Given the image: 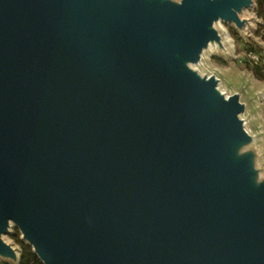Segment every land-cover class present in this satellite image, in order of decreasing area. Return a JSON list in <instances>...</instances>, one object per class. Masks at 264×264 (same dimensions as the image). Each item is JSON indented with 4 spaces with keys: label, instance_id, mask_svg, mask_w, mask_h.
Wrapping results in <instances>:
<instances>
[{
    "label": "water",
    "instance_id": "water-1",
    "mask_svg": "<svg viewBox=\"0 0 264 264\" xmlns=\"http://www.w3.org/2000/svg\"><path fill=\"white\" fill-rule=\"evenodd\" d=\"M253 4L0 0V257L14 223L43 264H264L246 105L192 69Z\"/></svg>",
    "mask_w": 264,
    "mask_h": 264
},
{
    "label": "rangeland",
    "instance_id": "rangeland-1",
    "mask_svg": "<svg viewBox=\"0 0 264 264\" xmlns=\"http://www.w3.org/2000/svg\"><path fill=\"white\" fill-rule=\"evenodd\" d=\"M159 1L178 3L180 0ZM241 16L247 21L242 30L233 23L215 25L224 48L207 49L201 63L192 69L199 77L216 76L225 95L238 94L245 103L244 117L252 139L235 146L234 158L236 161L250 158L256 172L255 183L259 184L264 182V18L257 10V0ZM3 240L13 247L17 259L0 257V264H21V244L29 245L14 223Z\"/></svg>",
    "mask_w": 264,
    "mask_h": 264
},
{
    "label": "bare ground",
    "instance_id": "bare-ground-1",
    "mask_svg": "<svg viewBox=\"0 0 264 264\" xmlns=\"http://www.w3.org/2000/svg\"><path fill=\"white\" fill-rule=\"evenodd\" d=\"M222 23V21H220ZM215 49V48H214ZM170 72H176L177 69L174 67V68H171L169 69ZM220 92V87H219V83L217 81L216 85H215V88L213 90V92L211 94H208V95H205L203 96V100L206 101V103H209V105H211L215 99L217 98V95L218 93ZM207 106H205L204 108H202L200 111H199V116H203L204 115V112L207 110ZM230 141V140H229ZM248 182L246 184H244L243 186H241V188L239 189V192L237 194V205L239 206V208L243 211L245 210V207H246V192H247V189H248Z\"/></svg>",
    "mask_w": 264,
    "mask_h": 264
},
{
    "label": "trees",
    "instance_id": "trees-1",
    "mask_svg": "<svg viewBox=\"0 0 264 264\" xmlns=\"http://www.w3.org/2000/svg\"><path fill=\"white\" fill-rule=\"evenodd\" d=\"M257 10L264 18V0H257ZM22 257L21 264H43L40 258L34 253L33 249L27 245L21 244Z\"/></svg>",
    "mask_w": 264,
    "mask_h": 264
}]
</instances>
